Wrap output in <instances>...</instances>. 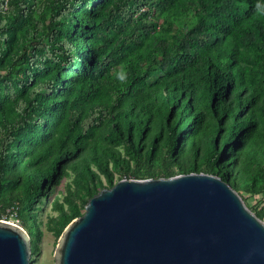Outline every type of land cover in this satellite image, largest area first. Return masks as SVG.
<instances>
[{
  "label": "trees",
  "instance_id": "16d2710c",
  "mask_svg": "<svg viewBox=\"0 0 264 264\" xmlns=\"http://www.w3.org/2000/svg\"><path fill=\"white\" fill-rule=\"evenodd\" d=\"M0 63V186L11 166L30 198L72 172L97 176L91 164L108 175L123 143L134 179L175 176L193 147L230 183L254 163L262 188L244 191L264 194V0H0ZM65 204L63 229L82 215Z\"/></svg>",
  "mask_w": 264,
  "mask_h": 264
},
{
  "label": "water",
  "instance_id": "95a60500",
  "mask_svg": "<svg viewBox=\"0 0 264 264\" xmlns=\"http://www.w3.org/2000/svg\"><path fill=\"white\" fill-rule=\"evenodd\" d=\"M30 238L0 221V264H30ZM57 264H264V220L209 173L123 179L66 228Z\"/></svg>",
  "mask_w": 264,
  "mask_h": 264
},
{
  "label": "rangeland",
  "instance_id": "374dc122",
  "mask_svg": "<svg viewBox=\"0 0 264 264\" xmlns=\"http://www.w3.org/2000/svg\"><path fill=\"white\" fill-rule=\"evenodd\" d=\"M36 3L39 4L40 0H36ZM154 17L157 19V24H161L162 27L165 26L163 24L164 21L159 17V13H156ZM7 74L8 69L6 64L0 63V76ZM203 140H205V137H203ZM114 149V159L109 157L104 158L107 159L110 174L107 175L99 172L97 167L91 164L90 170L95 172L97 176L93 177L89 174L80 175L77 172H72L68 177L62 179L60 186L46 184L34 198H30L24 192V186L21 182L14 181L17 167L11 166L9 168L10 172L13 173V178L8 184L0 186V206L3 207L11 202L18 203L20 207L19 216L16 219L15 217L11 218L9 221L20 225L28 233L32 252L29 259L30 264H57V251L63 233L68 226L63 229V215H70L71 212L69 205L65 204L66 201L76 203L83 215L86 204L92 198L91 193H94L95 196L103 188H111L120 180L134 179L131 175L136 167V163L126 145L121 143L116 145ZM165 152L166 145L165 142H162L155 149V159L153 162L156 168L164 165ZM263 157L264 154L259 155V159L262 160ZM245 160L248 162L247 159ZM178 164L185 167L184 172L192 169V165L194 164L196 166V170L193 171L194 173H204L206 170L203 157L196 158L193 147L182 149L179 160L172 164L176 173L175 176L186 174L178 168ZM262 166H264V161L262 162ZM235 174V182H231V184L236 187L246 204L251 209L264 208V194L251 195L244 191L245 184L253 178L256 179V188H262L260 178L261 168L255 166L254 163H249L247 168L239 164V168ZM61 205L64 207V212L60 210Z\"/></svg>",
  "mask_w": 264,
  "mask_h": 264
},
{
  "label": "built area",
  "instance_id": "2783aa9c",
  "mask_svg": "<svg viewBox=\"0 0 264 264\" xmlns=\"http://www.w3.org/2000/svg\"><path fill=\"white\" fill-rule=\"evenodd\" d=\"M14 217L15 219L17 218V210L14 207H12L10 209H7V211L4 214H2V216L0 217V221L12 222L9 221V219Z\"/></svg>",
  "mask_w": 264,
  "mask_h": 264
}]
</instances>
